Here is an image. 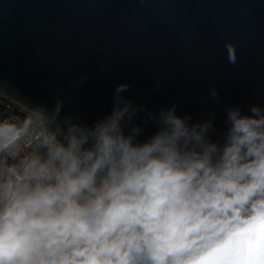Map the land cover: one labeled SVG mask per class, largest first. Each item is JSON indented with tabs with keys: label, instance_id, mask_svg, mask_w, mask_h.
Returning <instances> with one entry per match:
<instances>
[{
	"label": "clouds",
	"instance_id": "1",
	"mask_svg": "<svg viewBox=\"0 0 264 264\" xmlns=\"http://www.w3.org/2000/svg\"><path fill=\"white\" fill-rule=\"evenodd\" d=\"M128 89L90 125L59 94L0 115V264H264V107H226L218 131Z\"/></svg>",
	"mask_w": 264,
	"mask_h": 264
},
{
	"label": "water",
	"instance_id": "2",
	"mask_svg": "<svg viewBox=\"0 0 264 264\" xmlns=\"http://www.w3.org/2000/svg\"><path fill=\"white\" fill-rule=\"evenodd\" d=\"M119 84L153 113L214 112L218 131L226 107H264V0H0V96L51 107L59 94L61 115L90 125Z\"/></svg>",
	"mask_w": 264,
	"mask_h": 264
},
{
	"label": "built area",
	"instance_id": "3",
	"mask_svg": "<svg viewBox=\"0 0 264 264\" xmlns=\"http://www.w3.org/2000/svg\"><path fill=\"white\" fill-rule=\"evenodd\" d=\"M10 97L0 96V115L13 113L16 115H22L20 113L18 105L10 102Z\"/></svg>",
	"mask_w": 264,
	"mask_h": 264
}]
</instances>
